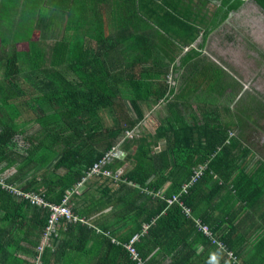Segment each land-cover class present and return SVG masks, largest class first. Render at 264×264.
<instances>
[{
    "label": "trees",
    "instance_id": "16d2710c",
    "mask_svg": "<svg viewBox=\"0 0 264 264\" xmlns=\"http://www.w3.org/2000/svg\"><path fill=\"white\" fill-rule=\"evenodd\" d=\"M148 1L41 0L51 6L52 11L60 12L62 19L67 18V26L63 27H69L73 23L70 19L75 18L77 28L91 26L101 29L102 24L115 28L119 23L126 29L123 36L126 42L133 41V36L127 33L128 27L142 24V16L154 20L159 32L170 35L175 41L177 39L181 48L191 46L200 31L203 38L197 47L199 52L190 50L194 57L202 51L205 37L223 25L230 13L239 12L245 4L242 0ZM250 1L264 11V0ZM41 14L36 9L23 10L24 24L13 29L7 24V35H0V264H35L37 255L39 264H65L69 259L68 250L76 252L73 259L77 264H139L122 244L133 247L140 264H183L184 250L190 248V244L183 237L182 228L204 236L193 228L194 222L185 218L183 206L192 209L197 216L194 218L209 227L213 238L222 247L211 242L212 246L231 252L226 243L227 230L216 236L223 218L231 221L246 217L249 203L261 199L264 190V161L258 159L251 171H246L253 153L245 144L246 140L254 138V128L263 129L264 99L253 96L250 106L248 104L245 110H241L237 105V111L225 106L233 93L227 94L226 99L216 100L215 92H235L240 90L241 84L213 63L206 64L202 70L198 64L195 68L189 67L192 71L176 95L172 71L159 57L148 65H143L140 60L144 55L141 52L147 50V46L129 45L122 51L127 58L117 61L116 51L112 55L115 48L112 40L117 36L110 35V58L101 61L95 57V64L89 66L81 62L77 68L79 82H66L61 86V92H68V97L53 98L51 92H46L29 104V100L22 98L23 81L30 78L23 73V66L26 59L41 57L45 53L40 50L43 47L39 45L37 34L42 29V22L33 23L32 20ZM101 37L94 32V39ZM103 38L105 41L107 36ZM249 47L257 50L255 44L249 43ZM259 54L264 59V54ZM184 65L180 62L179 67ZM53 83L52 77L47 78L44 87ZM71 89L81 92L83 98L71 97ZM172 97L173 107L179 102L189 104L194 101L199 106L204 104L201 108L206 109L200 119L192 116L191 121L175 113L171 118L159 121L152 135L145 134L136 140L132 129L142 118L139 103L146 100L158 107ZM127 105L136 113V119L128 115ZM247 109L249 116L245 115ZM165 123L169 125V131ZM236 129L237 134L230 136L229 133ZM125 133H130L131 139H125ZM168 134L171 144L154 152L156 141L167 140ZM138 141L143 144L140 146ZM117 146L125 151L136 147L135 154L134 150L129 154L133 165L122 174L123 181L144 186L146 178L142 179L140 175L148 168H154L157 177L147 185L149 190H158L166 181L169 182L166 199L180 191L181 205L173 201L163 214L167 206V200H163L155 211L143 218V222L149 225L143 235L139 233V226L131 228L130 225L123 229L122 237L116 233L107 236L106 228H100V233L95 234V227L93 230L87 227L88 218L78 217L80 213L76 208L87 204L84 202L87 196L79 193L84 185L79 186L84 171ZM118 161L113 157L103 168L108 171L121 168L124 164ZM200 166H204L201 176L181 193L182 186L190 183L194 169ZM101 177L95 176L94 179L100 181ZM24 194L39 196L50 204H59L67 194L66 205L75 218L74 221L61 218L40 253L37 247L45 240L49 209L33 203ZM214 196L218 198L222 215L209 224L206 219L198 218L193 199L204 198L211 206ZM133 198V192L123 195L120 198L123 206L119 208L125 209L123 214L131 220ZM144 211H147L146 207L139 208L134 216L142 217ZM169 218L173 226H167ZM166 227H172L176 239L174 245L164 252L157 243L161 258H149L152 250L149 237L154 231H165ZM133 235L137 239L130 243ZM88 238L89 242H86Z\"/></svg>",
    "mask_w": 264,
    "mask_h": 264
},
{
    "label": "crops",
    "instance_id": "0c3cea01",
    "mask_svg": "<svg viewBox=\"0 0 264 264\" xmlns=\"http://www.w3.org/2000/svg\"><path fill=\"white\" fill-rule=\"evenodd\" d=\"M3 4H7L8 7L6 8ZM16 7H19V9L15 10ZM29 8L30 10L36 9L38 12L51 10V6L48 4L46 5L45 2L42 3L41 0H0V35H7V24H9L11 28H17L19 25H23L24 21H22L21 12ZM247 8H249V6L243 10L242 14L245 13ZM51 12L53 17L50 16V19L43 18L42 14L40 17L36 18V22L38 20L42 22V24H40L42 29H40L37 34H39V45H42L43 47L40 48V50H45L44 55L37 58H28L24 61L23 73L30 78L26 82L23 81L22 98L29 100L27 102L29 104L32 99L41 98L44 96L43 93L46 92H51L53 98L68 97V92H61V86L66 82L71 84L79 82L77 68L79 65H81V62H83L86 66H89L95 64V57L101 61H107V59L110 58V35L117 36L116 39L112 40V43L115 45L112 55L116 51L115 60L117 61H123L127 58L126 53H122V51L126 50L129 45L135 46L138 44L140 46H147V50H144L143 52L146 51L149 54L141 52L144 55L140 57V60L144 62L143 65H148L151 64L150 62H154L157 57H159L160 60H162L167 66L169 71H172L173 81H175L177 88L176 95L179 93L181 83L188 78V73L192 71V69H189V67L195 68L194 66L198 64L199 68L202 70L206 64L213 63L216 66L223 68V70H225L228 75H230L232 78H235V80L239 81L241 84L240 90L237 89L235 92H230V90H225L224 92H220L219 90L218 92H215L214 94L216 100L226 99L228 97L227 94L233 93L232 96L228 97L229 100L228 102H225V106H229V109L232 111H237L235 108L237 105L241 110H245L248 107V104L250 106L253 96H257L260 100L264 99V67L259 68L256 66L249 68V66H245L243 62H240V54L242 55V52L247 51L249 54V44L247 43L245 46L240 47L238 39L233 36L238 34V28L236 24L229 22L232 20L234 15L237 16V19H240L241 13L233 14L229 21L226 20L225 27L218 30L220 33L213 36V39L211 35H213L218 28L206 36L202 51H200V54L197 57H194V55L190 54V52L194 50L199 52L197 47L202 42L203 38V34L200 31L197 34V39L191 46H185L184 48H181L178 47L179 44L177 43V39L175 41L170 35L159 32L158 27L154 24V20L153 22L147 17L142 16V20L144 19L142 24H139V26L128 27L127 33H129V36H133L131 37L133 41L131 42L128 40V42H126L123 37L124 34H126V29L120 27L119 23H117L115 28L110 27L107 24H102L101 29L98 27L93 29L91 26L77 28V22H75V18V20L70 19V23H73L66 28L62 25L66 17L62 19V14L60 12H56V10H51ZM9 18L14 20V22L9 23ZM46 20L48 23H46ZM50 20L55 23L52 24ZM104 21L106 22V20ZM230 24L233 27H228ZM228 28L234 29L231 35L227 34ZM95 31H97V33L102 36L101 39H94ZM19 33L21 34V30H19ZM179 34H182V32L180 31ZM104 35L107 36L105 41L103 38ZM232 39H237L233 49L231 48L233 46L230 47V45H228L229 40ZM223 46H225V48ZM211 47L215 53L220 55L219 56L217 54L219 61L215 59L214 54L210 52ZM228 48L230 55L233 56L235 62H237V65L236 63H233V66H228L223 63V60H225L223 56L227 52ZM134 49H137V47ZM254 58L257 59V55L254 56ZM180 62L185 64L182 68L179 67ZM252 68L254 71L251 73L250 69ZM209 76H211V72L208 74V77ZM254 76L255 79L253 80L252 77ZM50 77L53 78L54 83L48 88H45L44 82ZM70 96L83 98L81 92L72 89ZM164 103L171 106H168ZM164 103L158 107L156 104L147 102L146 100L139 103L142 118L135 123L132 129L134 130L133 137H136V140H139L141 136L145 134L152 135L159 121H162L166 118H171V116L175 113L180 115L182 119L191 121L192 116H196L198 119H200L206 109L201 108L204 104L199 106L194 101L189 104L187 102H179L176 103L177 107H173V97ZM219 105L222 104L219 103ZM127 107L128 115L132 119H136V113L128 105ZM30 112L31 111L28 113L30 114ZM50 113H52V111H50ZM245 115L249 116V109L245 111ZM153 120L154 123H151ZM262 122L264 123L263 120ZM164 125L169 131V125L167 123ZM261 126L263 129L257 130L254 128L256 132L254 134V138L246 140L245 142V144L249 146L253 153L249 164L246 167V171H251L258 159H262L264 161V124H261ZM249 129L252 128L249 126ZM237 132L238 130L236 129L229 134L230 136H233L234 134L236 135ZM169 136L170 135L168 134L167 140L164 138L157 140L156 144L153 145V151L155 152L164 150L166 146H169L171 144ZM138 143L140 146L143 144V142L140 141H138ZM184 146L185 145H183V147ZM115 149V157L117 160H119L118 163L124 165L121 168L118 167V169L110 171L109 176H102L100 181L95 180L94 178L89 179L81 187L79 193H81V196H87V200L84 199V202H87V204H82L76 208V210L80 213L78 217L88 218L87 227L91 229L92 227H95V234L100 233V228H106L108 229V231L105 232L107 236L116 233L119 237H122V231L127 225H130L131 228H137L139 226L141 228L139 233H142V235L146 234L149 225L148 223L143 222V218H145L148 213L155 211V209L158 207V204L163 200H165V202L167 200V206L165 210H163V214H165L170 206H172V203L168 202L169 199H166L169 182L165 181V183L158 190H149L147 185L151 180H154L157 177L155 173L156 170H154V168H148L140 175L142 179L143 177L146 178L144 186L140 187L136 183L123 181L121 177L122 174L124 171L126 172L128 169H130L133 165L131 163L133 160L130 158L129 154H131L133 150L135 154L136 147L129 151L123 150L121 146H117ZM169 159L171 160V157ZM203 169L204 166L194 169L191 179L197 172H199L198 175L201 176ZM107 179H110V181L107 182ZM129 192H133L134 194L133 202L130 203L133 206V220H131L128 215L123 214L125 209L119 210V208L123 206V202L120 200V198ZM261 195V199L254 201L252 200L251 203H249V208L246 211V217H237L236 220L231 221H227V218H223L222 220L223 224L221 225V228L219 229L216 236L220 232L227 230L225 233L227 237L226 243L229 246V250L234 255L229 251L219 250L212 246L211 240L207 236L204 235L200 237L198 236V232L190 230L188 231L185 230V228H182L183 237L186 238V242L190 244L191 248L190 249L189 247H186L184 250L182 263L264 264V190L261 192ZM77 201H79V199H77ZM193 201L194 208L198 213V218L206 219L209 224H211L213 220L220 219L219 217L222 215V210L218 204V198H215V196L212 198L211 206L206 203L204 198L200 199L196 197L193 199ZM145 207L147 208V211L141 213L142 217L134 216L135 212L139 208ZM187 209L190 213L188 215V211H183L184 215L186 216L185 218H188L190 222H194L195 226H193V228H195V220H197V218L194 217L197 216L193 214L191 208L188 207ZM95 223L98 227L95 226ZM187 223L188 222H185L184 224ZM200 223L203 224L202 222ZM167 226H173L170 218ZM171 228L172 227H166L165 231H154L151 234L149 237V242L150 245H152V250L150 251L149 258H161V250L156 245L157 243L161 244V249L164 252L168 251L174 245L176 239L173 236L174 232H172ZM134 235H137V233ZM111 239L114 241V238ZM86 242H89V238L86 240ZM68 251L69 259L65 262V264H77L78 262L73 259L77 256L76 252H72L71 250ZM144 252H147V250L145 249ZM171 255L172 253H170L169 256Z\"/></svg>",
    "mask_w": 264,
    "mask_h": 264
},
{
    "label": "rangeland",
    "instance_id": "374dc122",
    "mask_svg": "<svg viewBox=\"0 0 264 264\" xmlns=\"http://www.w3.org/2000/svg\"><path fill=\"white\" fill-rule=\"evenodd\" d=\"M143 1L144 0H141V2H143ZM246 5L247 4L245 3L244 6H246ZM17 9H19V7H16L15 8V10H17ZM44 11L45 12H41L42 15H43V18H45V19L46 18H49L50 19V16L53 17L51 10L50 11L44 10ZM233 14H237V12L232 13L231 16ZM241 14H242V12H241ZM245 14H249V23L247 22V19L245 18V16H244V18H245L244 21H242L241 17H240V19H237V16H235V15H234V17L232 18L231 21H229L230 18H231V16L229 15V17H228L227 20L229 22H232V23L236 24V26L238 28V30H237L238 34L233 35V36L238 39V42L240 43L239 44L240 47L241 46H245L247 43L248 44L249 43H252V44H255L256 45V48H257V50H253L251 47H249V54H248L247 51L246 52H242V55L240 54V62H243L245 66L246 65L249 66V67H256L257 66V67L261 68V67H264V59L260 56L259 52H262L264 54V21L257 17V15L260 16L259 11H258V9H256L253 6L252 3L251 4L249 3V8H247L245 10ZM236 19H237V21H236ZM32 20H33V23L36 22L35 19H32ZM50 21L52 22V24L55 23L52 20H50ZM8 22L9 23H12V22H14V20H12L11 18H9L8 19ZM46 23H48L47 20H46ZM225 23L226 22H224V24L221 25L217 29V31L214 32L213 35H211L212 36V39H213V36H215L216 34L220 33L218 30H220V29H222V28L225 27V25H226ZM62 25L63 26H67V23L64 21L62 23ZM246 26H249V31L247 30L248 27L246 29ZM228 27H233V26L230 24ZM227 31H228L227 34L228 35L229 34L231 35L232 34V31H234V29L228 28ZM237 39L236 40H233V39L232 40H229L228 45H230V47L233 46V47H231L232 49L235 47V43L237 42ZM223 47L225 48V46H223ZM210 52L213 53L215 59L218 60V57H217V54L218 53H215L213 51V48L212 47L210 48ZM256 55H257V59L254 58V56H256ZM228 56H230V57H228ZM223 57L225 59V60H223V63L225 65L233 66V63L234 64L236 63V65H237V62H235V59L233 58V56L230 55L229 48L227 49V52L224 54ZM228 58L231 59V60H229ZM252 79L254 80L255 79V76L252 77ZM262 88H263V86H262ZM18 142H19V140H18Z\"/></svg>",
    "mask_w": 264,
    "mask_h": 264
},
{
    "label": "built area",
    "instance_id": "2783aa9c",
    "mask_svg": "<svg viewBox=\"0 0 264 264\" xmlns=\"http://www.w3.org/2000/svg\"><path fill=\"white\" fill-rule=\"evenodd\" d=\"M125 136L127 138L132 137V135L130 133H127ZM114 151H115V148H111L97 163L93 164V166L91 168L84 171L85 176H84V178H82V181L86 180V178H88L90 176L109 175L110 172L108 170H105L103 167L109 162V160L111 158H113ZM198 174H199V172L195 173V176L192 178L191 182H193L196 178H198V176H199ZM191 182L187 185L182 186L181 193L186 191L187 187L191 184ZM80 184L81 183H79V185ZM67 194L61 199L59 204H50L39 196L32 195V194H24V196L26 198L30 199L33 203H36L37 205H40L42 207H46L49 209L48 223H47L46 230H45V240L40 246L37 247L38 253H40L43 246H45L47 244V241H48L50 235L53 234V232L55 231L57 224H58L59 220H61V218L65 219L67 221H74L75 220V218L71 214L69 207L66 205V203L68 201V195ZM178 194L173 195L171 197V199L168 200V202L169 203H172L173 201L177 202ZM197 227H198V230H200V232L202 234L208 236L211 239L212 243H214V244L217 243L213 239L212 232L207 228L206 225L198 223ZM136 239H137V236H134L130 240V243ZM122 245L124 248H126L129 251L131 258L136 260L140 264L141 262H140L139 258L137 257V253L135 252L133 247L130 244H122ZM38 260H39V258L37 255L36 259H35V262H36L35 264H39Z\"/></svg>",
    "mask_w": 264,
    "mask_h": 264
},
{
    "label": "clouds",
    "instance_id": "9594fccd",
    "mask_svg": "<svg viewBox=\"0 0 264 264\" xmlns=\"http://www.w3.org/2000/svg\"><path fill=\"white\" fill-rule=\"evenodd\" d=\"M125 135H126V133H125ZM125 135H124V136H125ZM125 139H129V138H127V137L125 136ZM113 148H115V147H113ZM115 153H116V149H115V151H114V156H113V157H115ZM111 159H112V158H111ZM111 159H110V160H111ZM110 160H109V161H110ZM109 172H110V171H109ZM109 175H110V174H109ZM109 175H99L98 177H100V176H109ZM84 176H85V174H84ZM84 176H83V178H84ZM90 178H95V176H90V177L86 178V180H84V181H82V179H81V184H80L79 186H82V183L85 184ZM196 179H197V178H196ZM196 179H195V180H196ZM191 180H192V179H191ZM191 180H190V182H191ZM195 180H194V181H195ZM194 181H193V182H194ZM193 182H191V183H193ZM187 188H188V187H187ZM179 192H180V191H179ZM179 192H178V193H179ZM178 193H177V194H178ZM177 194H175V195H177ZM177 203H179L180 205L182 204V203L179 201V196H178ZM182 208H183V211H188V215H189L190 212H189V210L187 209V207H184V206H183ZM195 221H196V227H197V224L200 223V222H198L197 220H195ZM200 224H201V223H200ZM207 228L209 229L208 226H207ZM197 229H198V227H197ZM209 230H210V229H209ZM199 231H200V230H199ZM203 235H204V234H203ZM205 236H206V235H205ZM207 237H208V236H207ZM208 238H209V237H208ZM209 239H210V238H209ZM213 239H214V238H213ZM210 240H211V239H210ZM214 240H215V239H214ZM215 241H216V240H215ZM211 242H212V241H211ZM216 242H217V241H216ZM212 245H214V246H217V245H218V246L222 247L221 244L218 243V242H217L216 244L212 243Z\"/></svg>",
    "mask_w": 264,
    "mask_h": 264
},
{
    "label": "flooded vegetation",
    "instance_id": "af4514ba",
    "mask_svg": "<svg viewBox=\"0 0 264 264\" xmlns=\"http://www.w3.org/2000/svg\"><path fill=\"white\" fill-rule=\"evenodd\" d=\"M247 5L246 6H244L243 8H241V10L239 11V12H237V13H241V12H243V10L247 7V6H249V3L251 4L252 2L251 1H248V2H245ZM253 4V6L254 5H256V4H254V3H252ZM257 6V5H256ZM255 7V6H254ZM258 7V6H257ZM256 8V7H255ZM258 11H259V14H260V16H258L257 15V17L258 18H260L261 20H263L264 21V12L263 11H261V10H259L258 9ZM242 16H241V19H242V21H244L245 20V18L247 19V22L249 23V14H245V13H243V14H241ZM244 16H245V18H244ZM249 25V24H248ZM247 27H248V29H247ZM246 29L249 31V26H246ZM249 34V33H248ZM250 68V67H249ZM250 71H251V73L254 71L253 70V68L252 69H250Z\"/></svg>",
    "mask_w": 264,
    "mask_h": 264
},
{
    "label": "water",
    "instance_id": "95a60500",
    "mask_svg": "<svg viewBox=\"0 0 264 264\" xmlns=\"http://www.w3.org/2000/svg\"><path fill=\"white\" fill-rule=\"evenodd\" d=\"M242 1H244V2H248V1H250V0H242ZM255 7H256V9H259V10H261V11H263L260 7H257L256 5H254ZM264 12V11H263ZM231 14L232 13H230V16H231Z\"/></svg>",
    "mask_w": 264,
    "mask_h": 264
}]
</instances>
